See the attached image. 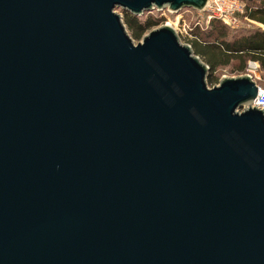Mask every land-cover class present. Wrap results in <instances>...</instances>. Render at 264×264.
Segmentation results:
<instances>
[{"label":"water","instance_id":"1","mask_svg":"<svg viewBox=\"0 0 264 264\" xmlns=\"http://www.w3.org/2000/svg\"><path fill=\"white\" fill-rule=\"evenodd\" d=\"M209 3L0 0V264H264L261 85L122 11Z\"/></svg>","mask_w":264,"mask_h":264},{"label":"trees","instance_id":"2","mask_svg":"<svg viewBox=\"0 0 264 264\" xmlns=\"http://www.w3.org/2000/svg\"><path fill=\"white\" fill-rule=\"evenodd\" d=\"M248 6L250 10L245 15L248 19L260 23L259 28L237 34L232 33L231 28L221 20L212 19L208 31L200 33L197 27L192 30L195 36H190L188 41L195 53L211 67L212 72L221 66L234 64V71L244 73L250 61L258 62L264 70V0H249ZM122 11L128 30L137 40H140L148 30L163 22L162 16H148L146 19H141L140 15ZM208 77L212 78V73H209ZM210 82L213 83L212 80Z\"/></svg>","mask_w":264,"mask_h":264},{"label":"rangeland","instance_id":"3","mask_svg":"<svg viewBox=\"0 0 264 264\" xmlns=\"http://www.w3.org/2000/svg\"><path fill=\"white\" fill-rule=\"evenodd\" d=\"M250 7L248 6L246 12ZM123 15V14H122ZM204 15L203 12L199 13V14H185L182 13L179 16L175 17L172 15H168V14H157V15H151L154 17H163V22L159 23V25L153 27L152 29L148 30L143 37L148 34L151 30L160 27L163 24H171L172 26H174L177 31L179 32V35L181 37V40L184 43H189V39L191 38L190 36L194 37V33H192V30H194L196 27L197 29L200 31V33H203L204 31H208L210 29V23L207 22V20H205L202 16ZM245 15V14H244ZM148 16L142 18V19H146ZM124 18V15H123ZM261 26L260 23H258L257 21L251 20L246 18L245 16H242L241 20H240V24L239 27L236 28H231V32L232 33H237V34H241L247 30H254L255 28H259ZM185 30H187V33L185 32ZM130 32V30H128ZM130 34L132 35V33L130 32ZM143 37L140 40H137L135 38H133L135 40L136 43L142 41ZM251 62V61H250ZM249 62V63H250ZM236 64V63H235ZM234 64L230 65V66H221L219 67L216 71L212 72L210 70V73H212V78L209 79L208 77V83L210 87H213L215 85H217L219 83V81L225 77V76H238V75H242L244 73L248 72L249 67H247L246 71L244 73H238L237 71H234ZM258 69L255 72V74L253 73V77L255 78V80L264 87V70L261 69L260 64L258 63ZM249 66V64H248ZM210 80L213 81V83L210 82Z\"/></svg>","mask_w":264,"mask_h":264},{"label":"built area","instance_id":"4","mask_svg":"<svg viewBox=\"0 0 264 264\" xmlns=\"http://www.w3.org/2000/svg\"><path fill=\"white\" fill-rule=\"evenodd\" d=\"M249 0H210V3L202 16L208 23L212 19H219L231 28L239 27L240 20L248 8ZM247 18V16H246ZM187 33V30H185ZM258 62L251 61L247 73L255 74L258 69ZM255 105L264 109V87H260V92Z\"/></svg>","mask_w":264,"mask_h":264}]
</instances>
